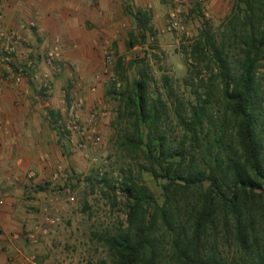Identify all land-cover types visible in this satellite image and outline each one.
Returning a JSON list of instances; mask_svg holds the SVG:
<instances>
[{
    "label": "rangeland",
    "instance_id": "1",
    "mask_svg": "<svg viewBox=\"0 0 264 264\" xmlns=\"http://www.w3.org/2000/svg\"><path fill=\"white\" fill-rule=\"evenodd\" d=\"M234 5V0H117L110 12L100 11L95 5L96 13H83L79 20L81 26L73 23L66 36L44 39L41 51L29 49L25 41L23 49L27 58L35 62L36 69L25 77L27 86L24 85V91L32 95L30 102L33 106L47 103L40 113V120L48 128V133H43V143L35 152V164L13 177L15 184L20 180L25 183L20 188L22 193L17 192L18 200L33 205L34 212H30L31 216L26 219V206L17 204L15 217L22 220L23 225L17 231L7 233L11 240L10 249L0 250L3 264H16L19 260H24V264L111 263L101 239L125 226L126 200L118 190L110 191L100 182L101 178L117 186L116 183L130 173L151 191L158 203L163 200L161 183L149 172L139 171V165L145 166L144 160L128 155L118 146L119 134L127 123L117 119L122 104L109 95V91L119 92L126 84L121 83L114 72L116 61L118 57L123 61L128 84L134 77L129 63L144 61L153 82L149 84V95L153 98L159 96L167 106L162 130L166 132L169 144L176 146L183 138L179 117H186L189 106L195 105L199 97L207 99L206 92L210 96L208 116L217 125L228 120L219 94V83L212 79L206 68L213 66L194 62L187 53L190 42L204 29L217 40L223 37L226 32L223 25ZM124 8L149 11L150 27L154 31V36L149 35L143 43L131 49L127 45L130 35H135V26ZM172 14L177 21L175 29L169 28ZM87 32L95 41L94 52L84 49L75 53V44L89 39ZM56 42L60 47V59L56 64L59 71L44 80L41 74L45 69L44 57ZM106 56L110 57L109 64ZM87 64L90 68L86 70ZM14 69L13 63L6 65L0 61L1 90H20L14 83ZM258 76L264 91L263 68L259 69ZM164 78H168L170 89L165 88ZM55 83L60 87L58 94L53 92ZM74 100L82 102L77 112L82 128L90 116H95L92 119L95 133H88V139L84 140L85 149L78 148L79 136L67 129L68 112ZM47 110L60 114L55 131L49 125ZM2 125L6 126L5 122ZM226 125L230 133L229 120ZM52 133L56 139L58 136L59 143L53 147L44 146ZM30 172L34 174L32 178H28ZM30 191L38 196L25 199L23 194ZM69 197L73 201H69ZM51 216H58L59 221L45 223V218ZM4 234L5 228L0 225V237ZM29 234H35L34 239H30Z\"/></svg>",
    "mask_w": 264,
    "mask_h": 264
},
{
    "label": "trees",
    "instance_id": "2",
    "mask_svg": "<svg viewBox=\"0 0 264 264\" xmlns=\"http://www.w3.org/2000/svg\"><path fill=\"white\" fill-rule=\"evenodd\" d=\"M234 3L223 37L204 29L187 53L213 66L206 68L219 83L230 133L228 120L217 125L208 116L206 92L207 99L199 97L179 117L183 138L171 146L162 130L167 106L149 95L153 82L144 61L129 63V84L123 61H116L114 72L126 84L109 95L122 104L117 119L127 123L118 146L144 160L139 171L161 183L163 200L158 203L130 173L117 186L101 178L125 196L127 209L125 226L101 239L110 264H264V91L258 76L264 69V0ZM124 12L135 26L128 48L154 36L149 11ZM164 86L170 89L168 78ZM59 115L46 111L54 131Z\"/></svg>",
    "mask_w": 264,
    "mask_h": 264
},
{
    "label": "crops",
    "instance_id": "3",
    "mask_svg": "<svg viewBox=\"0 0 264 264\" xmlns=\"http://www.w3.org/2000/svg\"><path fill=\"white\" fill-rule=\"evenodd\" d=\"M116 1L0 0V14L2 15L0 26L3 30L12 29L21 32L25 37L26 47L41 51L43 47L41 42L47 37L66 36L65 33L71 31L73 23L80 27L79 20L83 13L91 12L92 14V11L96 13L95 5H98L100 11L110 12L113 10V4ZM92 20L96 19L92 17ZM106 21L109 22L110 20L106 19ZM89 36L91 35L87 32L86 37ZM75 47L77 51H80H76L77 54L83 52L84 49L86 52H94L95 41L89 37L85 42L82 41L79 45L75 44ZM83 61L87 62L85 59ZM89 64L85 67L86 70L90 68ZM17 85L20 90L13 89L14 92L0 89V125L4 122L6 124V126H0V139L2 142L0 148V199L3 202L0 208V225L5 228L6 232V235L0 237V250L3 249L4 251L10 249L8 245L11 240L8 238L7 233H13L17 231L20 225H23L22 220L15 217L17 204L26 206L27 213H24L26 219L31 216L30 212H34L33 205L18 200L20 196L17 192L19 190V193H22L20 188L25 183L20 180V183L15 184L13 177L35 164V152L43 143V133H48V128L41 124L40 120V113L47 106V103L40 102L37 107L33 106L30 102L32 95L24 91V85L27 86L25 79ZM59 89V84L55 83L54 94H58ZM33 98L35 97L33 96ZM56 143H58L56 136L52 133L47 137L44 146L50 145V147H53ZM10 173L12 175H9ZM5 190H7V193ZM36 194L30 191L25 192L23 195L25 199H29L37 197ZM31 235L35 237V234H29V237ZM23 261L19 260L16 264H24ZM3 263L4 257L1 254L0 264Z\"/></svg>",
    "mask_w": 264,
    "mask_h": 264
},
{
    "label": "built area",
    "instance_id": "4",
    "mask_svg": "<svg viewBox=\"0 0 264 264\" xmlns=\"http://www.w3.org/2000/svg\"><path fill=\"white\" fill-rule=\"evenodd\" d=\"M176 1V0H175ZM199 2H203L204 0H198ZM2 20V15L0 14V22ZM33 25V24H31ZM177 27V21L175 19V15H171V23L169 28L175 29ZM25 37L21 32L17 30H3L0 26V61L4 64H14L15 66V76L14 83L15 85L19 84L27 75H30L34 70L35 62L30 61L27 58V52L23 49V45L25 43ZM60 59V47L56 43H54L47 51L44 57V65L45 69L41 73L43 79L46 80L51 74L57 73L59 70L56 67L58 60ZM110 57L106 56V63L109 64ZM107 70V69H106ZM105 70V72H106ZM82 102L78 100H74L68 112V121H67V129L71 133H75L80 138V144L78 148L85 149L84 140L88 139V133H95L94 130V121L92 120L94 115L90 116L91 118L86 121L85 128L80 126V122L78 120L77 112L81 109ZM103 115V114H101ZM87 127V128H86ZM1 146V140H0ZM34 174L30 172L28 174V178H32ZM69 201H73L72 197H69ZM2 200L0 199V208L2 207ZM59 221L58 216H51L45 218V223L54 224ZM30 239H34V236L31 235Z\"/></svg>",
    "mask_w": 264,
    "mask_h": 264
}]
</instances>
